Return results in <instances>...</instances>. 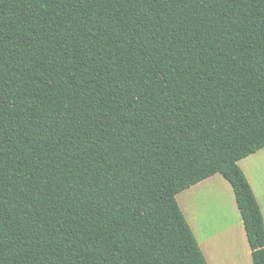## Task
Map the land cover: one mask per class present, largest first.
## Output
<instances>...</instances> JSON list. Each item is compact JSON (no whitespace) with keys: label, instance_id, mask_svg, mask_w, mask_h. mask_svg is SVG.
I'll return each instance as SVG.
<instances>
[{"label":"trees","instance_id":"trees-1","mask_svg":"<svg viewBox=\"0 0 264 264\" xmlns=\"http://www.w3.org/2000/svg\"><path fill=\"white\" fill-rule=\"evenodd\" d=\"M264 147V0H0V264H207L175 195Z\"/></svg>","mask_w":264,"mask_h":264},{"label":"crops","instance_id":"crops-1","mask_svg":"<svg viewBox=\"0 0 264 264\" xmlns=\"http://www.w3.org/2000/svg\"><path fill=\"white\" fill-rule=\"evenodd\" d=\"M258 203L264 225V147L237 162ZM207 264H252L231 185L214 174L175 195Z\"/></svg>","mask_w":264,"mask_h":264}]
</instances>
